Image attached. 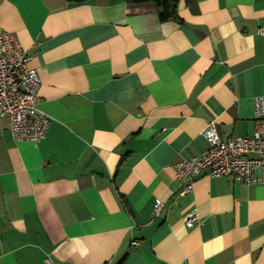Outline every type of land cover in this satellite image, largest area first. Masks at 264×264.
Segmentation results:
<instances>
[{
	"label": "crops",
	"instance_id": "crops-1",
	"mask_svg": "<svg viewBox=\"0 0 264 264\" xmlns=\"http://www.w3.org/2000/svg\"><path fill=\"white\" fill-rule=\"evenodd\" d=\"M178 15L0 0L52 119L42 141L20 142L0 117V264H264V184L177 178L207 152L211 122L223 140L255 133L264 0H181Z\"/></svg>",
	"mask_w": 264,
	"mask_h": 264
},
{
	"label": "built area",
	"instance_id": "built-area-1",
	"mask_svg": "<svg viewBox=\"0 0 264 264\" xmlns=\"http://www.w3.org/2000/svg\"><path fill=\"white\" fill-rule=\"evenodd\" d=\"M29 62L18 36L0 28V117L10 121L16 141L40 142L47 136L52 119L38 108L41 77ZM255 113L252 137L223 140L214 122L206 127L207 152L177 164V178L186 184V190L201 177L232 176L249 185L264 184V95L255 98ZM163 208L164 202L158 199L154 219ZM200 220L195 209L186 224L194 227Z\"/></svg>",
	"mask_w": 264,
	"mask_h": 264
},
{
	"label": "trees",
	"instance_id": "trees-1",
	"mask_svg": "<svg viewBox=\"0 0 264 264\" xmlns=\"http://www.w3.org/2000/svg\"><path fill=\"white\" fill-rule=\"evenodd\" d=\"M74 5L86 4L94 0H68ZM181 0H128L131 5H145L153 4L156 7V11L159 15L161 22L179 21L178 6ZM127 255L124 256L122 262L125 261Z\"/></svg>",
	"mask_w": 264,
	"mask_h": 264
}]
</instances>
